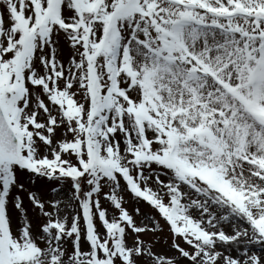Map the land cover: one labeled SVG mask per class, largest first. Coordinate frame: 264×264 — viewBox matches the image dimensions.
<instances>
[{
  "label": "snow or ice",
  "instance_id": "1",
  "mask_svg": "<svg viewBox=\"0 0 264 264\" xmlns=\"http://www.w3.org/2000/svg\"><path fill=\"white\" fill-rule=\"evenodd\" d=\"M0 264H264V0H0Z\"/></svg>",
  "mask_w": 264,
  "mask_h": 264
}]
</instances>
